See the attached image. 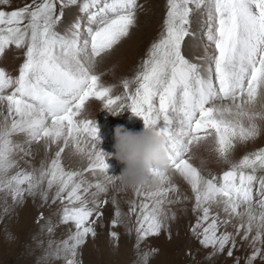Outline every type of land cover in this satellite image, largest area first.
<instances>
[{"label":"snow or ice","instance_id":"6c2138e0","mask_svg":"<svg viewBox=\"0 0 264 264\" xmlns=\"http://www.w3.org/2000/svg\"><path fill=\"white\" fill-rule=\"evenodd\" d=\"M33 0L17 10L0 9V57L11 46L24 49L25 60L17 77L0 68V105L7 115L0 120V191L10 192L22 201L25 194L36 195L39 190L45 200L47 189L56 186V198L66 199L63 222H72L75 233L63 248L54 254L64 253L66 264H79L77 249L86 239L97 235L92 217L98 204L89 207L84 199L88 188L77 181L80 172H67L61 164L64 148L56 152V159L48 168L42 166L39 174L16 172L12 156L18 145L12 137L25 133L32 141L49 140L66 147L71 140L81 155L86 156L89 172L107 173L106 154L98 150V127L90 119H80L86 102L95 99L106 107L121 102L136 116L142 117L145 126H152L164 137L169 169L179 174L195 194V210L202 215L193 228H202L204 245H212L223 252L232 240L228 233L217 235L218 216H211L212 205H223L229 216L247 217L244 238L257 229L253 244L259 242L248 264L259 257L264 260V148L231 161L237 143L255 140L260 135L256 123L264 115L245 109L264 93V0H167L164 29L152 43L140 71L131 80L122 82L124 93L113 97V86H105L99 75L93 74L88 63L118 45L130 35L136 24L137 0ZM10 0H0L8 5ZM196 9L206 8L207 38L214 46L209 63L202 74L201 67L189 62L182 52L185 37L189 35L190 15ZM79 6L87 15L88 26L77 21L70 36L61 35L56 28L64 16L63 8ZM82 36L84 37L82 39ZM217 101L230 104L217 106ZM239 101V102H237ZM245 120L247 123H245ZM211 137L220 159L230 164L221 176L205 178L186 154L194 143ZM151 178L159 187L145 192V201L131 208L138 211L136 229L138 243L152 235H159L166 226L167 213L163 197L177 191L167 172L151 169ZM115 176H109L111 182ZM255 193L259 197L254 200ZM26 185V187H25ZM168 185V187H164ZM93 185H89V188ZM99 192L104 185H94ZM137 196L141 195L136 189ZM66 194V195H65ZM102 201L100 203H106ZM256 208L259 209L257 214ZM117 209L113 224L119 222ZM99 214L97 215V219ZM174 218V216H173ZM51 231V229H50ZM118 240V234H111ZM233 241V247H234ZM156 252L145 253L143 264ZM232 255V251L227 253Z\"/></svg>","mask_w":264,"mask_h":264},{"label":"rangeland","instance_id":"374dc122","mask_svg":"<svg viewBox=\"0 0 264 264\" xmlns=\"http://www.w3.org/2000/svg\"><path fill=\"white\" fill-rule=\"evenodd\" d=\"M32 2L33 0H10V4L0 5V9L17 10ZM137 4L136 24L130 30V35L112 50L88 63L90 71L99 75L105 86H113V97L123 95L122 82L125 79H133L140 71L149 48L159 39L164 29L167 0H137ZM190 6L193 11L190 15L189 35L185 37L182 52L189 62L201 67L202 74L207 75L204 69L214 52V46L207 38V10L205 7L196 9L194 5ZM60 10L58 0L57 11ZM63 12L64 16L56 28L57 32L70 36L72 25L77 21L83 25L81 31H86L87 15L79 10V6H68L63 8ZM24 52V49L15 46L9 47L0 57V68H4L10 76L17 77L26 58ZM228 104L229 101H217V106ZM101 105V102L90 99L86 102L80 119H90L97 125L101 140L97 148L108 154L105 157V162L109 165L107 173L86 171L88 160L77 152L71 140L65 147L62 141L59 144L47 139L32 141L25 133L12 137L13 144L18 147L12 156L16 167L10 174L34 172L38 175L42 166L50 167L51 161L56 159V152L62 147L64 151L60 159L64 170L83 174L76 179L78 182L81 179L84 181L82 190L89 189L83 194L84 199L89 202V207L94 206L93 201L98 204L92 217L95 221L92 226L97 235L95 238L89 236L77 249L76 259L79 264H143L142 257L153 249L156 252L149 257L148 264H248L253 252L261 248L259 242L253 244L257 231L255 225L252 233L245 239L244 230L240 229L239 225L244 224L246 227L247 217L229 216L223 211V205L214 204L211 207V216H218L220 221H229L227 224L220 223L217 235L228 233L232 240L223 252L212 245L202 244V228L193 232L197 220L202 215L199 210H195V194L191 186L171 169L168 174L177 191L169 192L163 197V208L167 213L166 226L159 235L149 236L139 241L137 246L139 210L132 212L131 208L142 201L149 202L145 201L143 194L155 190L159 185L152 189H140L141 195L137 196L136 189L123 188L118 182H114V179L109 182L108 177L119 176L125 167L115 158V128L124 126L128 130L139 132L146 126L143 118L136 116L127 107H124L123 115L113 116L107 110L101 111ZM245 109L264 115V93L254 104H246ZM6 115V107L0 105V120ZM256 123L260 127V135L255 140L237 143L230 156L231 161H238L244 155L264 148V119L258 118ZM215 147L209 137L198 144H192L191 150L186 154V158L205 178L221 176L223 171L230 167V164L219 158ZM256 175L264 176V172H257ZM96 183L104 185L106 191L94 196L93 194L98 192L94 186ZM89 185L93 186L89 188ZM258 187V184L254 186V200L259 199L255 195ZM42 189L47 191V200L39 190L34 196L25 194L22 201L14 198L8 191H0V264H66L63 252L59 257L54 253L63 248L64 241L72 242L69 237L75 233V225L72 222L64 223L62 220L67 201L56 198V186L47 189L45 180ZM102 201L107 202L100 203ZM117 209L121 215L119 222L114 225ZM256 211L258 214L259 209L256 208ZM113 231L118 234V240H114L110 235ZM229 250L232 251L231 256L227 254ZM253 264H264V260L257 257Z\"/></svg>","mask_w":264,"mask_h":264},{"label":"clouds","instance_id":"9594fccd","mask_svg":"<svg viewBox=\"0 0 264 264\" xmlns=\"http://www.w3.org/2000/svg\"><path fill=\"white\" fill-rule=\"evenodd\" d=\"M103 110H107L113 116L124 113L119 101L107 107L102 104L101 111ZM99 142L101 143L100 138ZM114 148L115 158L125 166L122 173L115 176L114 182H118L123 188L152 189L158 185V181L150 177L151 169H159L162 172L169 170L166 141L152 126L145 127L139 132L117 126Z\"/></svg>","mask_w":264,"mask_h":264},{"label":"bare ground","instance_id":"6f19581e","mask_svg":"<svg viewBox=\"0 0 264 264\" xmlns=\"http://www.w3.org/2000/svg\"><path fill=\"white\" fill-rule=\"evenodd\" d=\"M202 53H204V54H203V56H204V55H205V51H203ZM13 158H14V157H13ZM44 158H45V157H44ZM14 160H15V159H14ZM32 165H33V164H32ZM32 165H31V167H32ZM34 166H35V165H34ZM17 209H18V207H17ZM21 210H22V209H21ZM4 218H5V217H4ZM5 219H6V218H5ZM5 219H4V220H5ZM12 219H13V218H12ZM2 220H3V219H2ZM9 220H11V218H10ZM15 220H16V219H15ZM15 220H14V221H15ZM0 221H1V220H0ZM14 221H13V222H14ZM7 222H8V221H7Z\"/></svg>","mask_w":264,"mask_h":264}]
</instances>
